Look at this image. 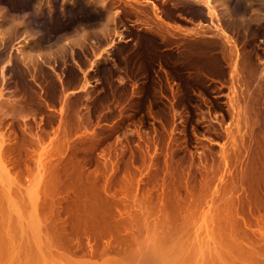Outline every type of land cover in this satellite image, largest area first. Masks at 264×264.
<instances>
[{
  "label": "rangeland",
  "instance_id": "obj_1",
  "mask_svg": "<svg viewBox=\"0 0 264 264\" xmlns=\"http://www.w3.org/2000/svg\"><path fill=\"white\" fill-rule=\"evenodd\" d=\"M88 1L102 9L109 0ZM140 1L150 18L160 20L156 3ZM70 2L62 21L55 12L50 17L48 0L25 2L39 30L57 29L43 45L25 18H11L7 3L0 4L8 10H0V264H264V250L245 243L264 240L263 229L256 228V238L242 236L237 218L216 195L186 194L173 207L172 187L166 195L129 193L126 177L117 192L103 187L114 163L111 145L132 135L148 104L135 108L93 91L104 66L114 65L111 52L131 44L128 32L147 30L110 7L99 20L78 22ZM254 3L241 6L248 8L242 17L255 19L256 27L264 24V2ZM80 25L89 29L73 33ZM51 84L59 89L54 98L45 92ZM135 109L139 113L130 116ZM112 112L110 121H120L119 128L97 133V122ZM84 178L100 192L97 199L77 187Z\"/></svg>",
  "mask_w": 264,
  "mask_h": 264
},
{
  "label": "bare ground",
  "instance_id": "obj_2",
  "mask_svg": "<svg viewBox=\"0 0 264 264\" xmlns=\"http://www.w3.org/2000/svg\"><path fill=\"white\" fill-rule=\"evenodd\" d=\"M24 1L31 0H0V4L7 3L10 14L28 13L27 26L43 45L57 29L39 30ZM71 1L77 7L78 22L99 20L110 7L147 30L128 32L131 44L111 52L114 65L104 66L106 72L93 91L135 108L148 104L147 115L133 126L132 135L123 136L121 146L111 145L114 163L103 187L117 192L130 181L131 186H124L126 190L133 187L129 193L154 195H166L172 187L173 207L183 195L205 190L212 200L216 195L229 206L228 215L237 218L242 236L258 237L256 228L264 231V24L253 27L255 19L243 18L248 8L241 2L259 5L264 0H152L160 20H153V15L151 19L140 0H109L102 9L92 8L88 0ZM223 3L228 5L221 8ZM66 5V0H48L50 17L55 12L62 21L64 11L70 9ZM260 8L264 13V5ZM116 77L121 84H116ZM58 91V85L51 84L45 92L54 98ZM132 111L130 116L139 113ZM113 116L112 112L101 117L103 123L97 122L96 132L118 129L120 121L111 123ZM85 183L77 187L83 195L97 199L100 192L93 182ZM248 241V248L264 250L263 239Z\"/></svg>",
  "mask_w": 264,
  "mask_h": 264
},
{
  "label": "clouds",
  "instance_id": "obj_3",
  "mask_svg": "<svg viewBox=\"0 0 264 264\" xmlns=\"http://www.w3.org/2000/svg\"><path fill=\"white\" fill-rule=\"evenodd\" d=\"M0 10H2L3 12H6L7 13V9L5 8V7H3V6H0ZM28 13H15V14H11V18H17V17H19V18H27L28 17ZM101 23H103V22H101ZM89 28L88 27H86V26H84V25H80V26H78L76 29H74V31H73V33H75V32H77V31H80V30H88Z\"/></svg>",
  "mask_w": 264,
  "mask_h": 264
}]
</instances>
